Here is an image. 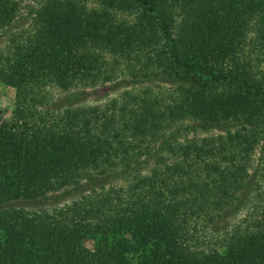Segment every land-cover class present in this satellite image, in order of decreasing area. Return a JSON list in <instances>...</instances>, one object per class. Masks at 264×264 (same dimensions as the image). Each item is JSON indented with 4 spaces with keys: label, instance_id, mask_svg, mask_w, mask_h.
Segmentation results:
<instances>
[{
    "label": "trees",
    "instance_id": "16d2710c",
    "mask_svg": "<svg viewBox=\"0 0 264 264\" xmlns=\"http://www.w3.org/2000/svg\"><path fill=\"white\" fill-rule=\"evenodd\" d=\"M19 1L0 0V36ZM37 1L0 55L14 90L0 123V264H264V0ZM107 56L132 84L170 91L78 108L112 79ZM196 130L219 134L187 137ZM117 181L124 197L103 190ZM60 191L77 199L21 205ZM200 222L217 246L199 248Z\"/></svg>",
    "mask_w": 264,
    "mask_h": 264
},
{
    "label": "rangeland",
    "instance_id": "374dc122",
    "mask_svg": "<svg viewBox=\"0 0 264 264\" xmlns=\"http://www.w3.org/2000/svg\"><path fill=\"white\" fill-rule=\"evenodd\" d=\"M38 1L37 0H20L19 4H18V10H17V15H16V21L13 23L12 29L10 30L9 35L6 36H0V55H4L6 53V50L9 46V40L8 38L10 37V35L13 34H21V33H25L26 31L29 30V23H30V18H29V11L33 10V8H31L32 6H37L38 5ZM105 61L107 62V71L108 69H112L113 70V77L110 81H106V83H104V87H100V85L102 84L101 82H98L94 85L93 88L88 89L89 91L91 90H96V93H94L93 96H91L87 101H83L82 104L78 107V108H82V109H88V108H92V107H97L102 109H105L107 107H109V105H111L112 101H114V108L115 110L117 108H119L123 101H126V93H130L132 95H139L141 94V92H143V90L145 88H149L150 89V93L152 95H158L161 97H164L169 91H170V87L166 86V85H154L151 83H140V84H132L130 81V78L127 77L126 73L127 71L124 69L126 67L125 63L122 61L121 58L117 59V64L113 63V60H111V57L107 56L105 57ZM137 66V65H134ZM253 71H254V75L259 78L263 71H264V65L263 64H255L253 66ZM123 74V75H122ZM123 76V77H122ZM128 78V79H127ZM121 79L125 80L126 83H119L117 81H120ZM128 80V81H127ZM116 86H113L115 85ZM111 86H113V88H110ZM52 95L53 97H58L61 96L62 93L53 90L52 91ZM13 104H14V90L1 83L0 82V123L2 121L7 120L10 115L11 112L13 110ZM187 122V121H184ZM217 134H219V132L217 130H212L209 132H200V131H195L194 133L191 132H187L186 135L188 138L191 137H198V138H202V137H209V136H216ZM221 134V133H220ZM180 139H182V137H178ZM258 155V147H256L255 150V155L252 157V166L255 165V160H256V156ZM108 188H114V190L118 191V188L121 189V191H119L120 196L124 197L125 196V189H126V185L122 182H114L113 184H109L106 185L104 187V191H107ZM88 189V188H87ZM85 190V189H84ZM77 194H68V195H64L63 192H58L55 194H52L49 198V201L44 202V203H38V202H30V203H24L21 204L22 207L26 210H46L48 212L52 211V210H56L62 207V205L64 204H69L73 199H77ZM248 208H250V206H248ZM250 209H247V212ZM245 212L246 211H242L240 213H238V215H236V217L232 218V224L238 225V226H243L242 219L244 218L243 215L245 216ZM199 222V221H198ZM196 226V230L194 231V238L196 239V243L198 244V246H200L199 248H206V246L208 248L212 247V246H217L220 242V236L219 233H215L212 232L211 228L213 229V227H206V224L204 222H200L197 223ZM229 224L228 226L226 225L225 228L229 229ZM84 245L91 249L93 243L91 241H85Z\"/></svg>",
    "mask_w": 264,
    "mask_h": 264
}]
</instances>
